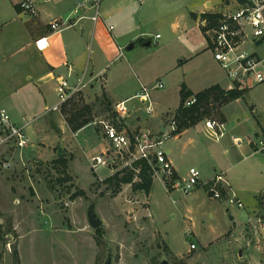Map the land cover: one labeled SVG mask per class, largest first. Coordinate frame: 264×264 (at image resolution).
Masks as SVG:
<instances>
[{"label":"rangeland","instance_id":"obj_1","mask_svg":"<svg viewBox=\"0 0 264 264\" xmlns=\"http://www.w3.org/2000/svg\"><path fill=\"white\" fill-rule=\"evenodd\" d=\"M122 1L130 16L124 29L139 26L138 34L146 33L142 40L151 42L150 46H142L137 41L134 50L124 49L125 55L133 51L135 55L133 66L126 71V95L140 90L137 78L147 88L162 84L161 89L149 93L153 110L150 115L138 100L126 101L130 114L127 124L139 123L144 127L165 113L162 133L154 134L160 139L162 134H170L162 146L165 150L183 132L184 118L175 119L183 85L194 93L216 83L225 89L232 86L213 62L198 23L204 15L220 11L221 0H144L142 5ZM206 2L209 4L205 5ZM176 24L178 30L174 28ZM156 34L160 39L152 40ZM88 50L87 57H92ZM246 50L264 59V43L247 46ZM195 53L200 56L195 58ZM114 68L108 66L107 73ZM120 85L121 82L111 83L106 90L122 97L125 93ZM86 90L74 96L60 112H48L43 103L24 114L25 122L33 127L31 136L38 137H32L22 160L12 149L0 148V225L8 231V236L0 240V264H13L12 251L23 231L19 242L23 264H104L108 253L112 264H264V151L260 146L264 141V82L245 88L241 97L188 126L184 131L193 135V143L182 146L175 158L187 173L194 164L192 156L198 154L203 162L200 180L204 182V175L221 169L216 158H221L224 149L228 150L236 166L227 174L222 170L216 175L244 186L248 193L244 196H248L240 201L242 208L231 205L228 198L212 199L202 188L195 197L179 191L167 193L156 181L150 200L143 192H132L130 185L122 186L114 195L104 180L126 168L131 158L126 156L127 163L123 160L114 169L102 168L96 173L90 169L89 158L101 149L96 146V123L114 118L115 112L109 101L105 110L107 103L98 84L95 93ZM27 95L24 91L0 90V108L7 98L18 99L19 104L21 99L28 103ZM88 104L93 107V122L79 137L68 141L57 137L61 128L70 129L67 120L73 110ZM136 116L141 118L140 122ZM207 121L222 127L223 136L218 141L206 133ZM233 138L240 139V147L233 144ZM59 148L68 163L64 173L55 164ZM9 158L11 167L4 169L2 164ZM80 190L85 196L74 200L73 205L70 197ZM222 193L226 198L224 186ZM257 194L260 195L255 201L249 202ZM14 200L18 202L14 204ZM91 204L95 205L104 231L100 247L96 246L94 229L88 224L87 210ZM192 245L195 249H190Z\"/></svg>","mask_w":264,"mask_h":264},{"label":"crops","instance_id":"obj_2","mask_svg":"<svg viewBox=\"0 0 264 264\" xmlns=\"http://www.w3.org/2000/svg\"><path fill=\"white\" fill-rule=\"evenodd\" d=\"M19 2L20 0H0V90L1 92L11 93H21L24 91L28 93L26 98L30 99L28 103L21 99V104H19L20 102H18V99L13 100V98H7V100L4 101L1 108L9 112L15 123H23L25 119L24 114L30 110H36V108H39L43 103L45 110L56 104L57 96L55 89L57 81L61 78L67 80L70 86H76L80 82L85 84L86 87L81 92L87 89L86 91L88 93H95L94 89L96 84H98L102 90V94H104L108 101L114 106V110L116 104L129 101V99H133L138 93L139 88L126 95L127 91H125V85L128 77L126 71L128 67L131 68V66H133L135 55H133L134 51L125 55L124 49L126 47L127 51L134 50L137 41L142 40V37L145 36L146 33L138 34V32L141 31V27L139 26H135L134 29L131 27L130 30L124 29L128 23V17L130 16L126 8L121 4L123 2L122 0H104L102 3V13L105 17L106 25L98 22L95 26L88 20H81L76 23V18H73V11L79 0H37L38 15L36 17H30L23 13L19 7ZM207 4L209 3L206 2L205 5ZM54 21H58L61 24V31H54L51 29L50 24ZM107 25L112 27L111 31L107 29ZM174 28L178 30L177 24L174 25ZM198 30L201 33L199 28ZM157 35L159 34H156L152 40H159L160 35L158 39L155 38ZM40 39H46L47 44L42 50H39L35 45V42ZM147 42H150V40L143 41L142 43L139 42V44L145 46L144 44ZM130 46L133 47L131 50H128ZM13 47L15 48L14 50L12 49ZM88 49H90L92 57H87L89 52ZM193 56L198 58L200 55L195 53ZM211 58L213 60V57ZM213 62L216 63L214 60ZM113 65L115 67L113 71L107 73L108 66L113 67ZM217 66L219 67L218 64ZM100 81L102 82L100 83ZM117 82H121L120 86L122 90L124 88L123 93H125V95L122 97L111 95L108 90H106L109 84H115ZM136 83L138 87L142 85L138 78L136 79ZM216 85L220 87L219 83L211 86ZM220 88L224 91H229L233 89V83L232 86L227 89L223 87ZM189 91L193 94L201 92L194 93L191 90ZM163 114L161 117L147 122L144 127H141L139 123L137 125H128L127 120L130 118V114H127V116L122 118V128L129 134L145 132L150 135H158L162 133L164 129L162 127ZM135 119L137 122L141 120L139 116H136ZM30 126L27 128L29 129L28 132H30L28 136L30 140H33V138L36 139L38 135L31 136L33 127ZM84 128L77 132L61 128L57 137H61L62 140L68 141L71 140L72 137H79ZM136 129H139V131H136ZM188 132V130L183 131L175 136L173 138V143L165 149L166 155L172 162L177 174L183 177L188 175V172L186 173L181 168L175 161V158L182 146L185 147L193 143V135ZM97 139L98 145L96 146L102 148L101 146L103 144L100 133ZM239 140L238 138H233V144L237 147H240ZM93 143L96 144V141ZM14 153L15 152H13V154ZM217 154H219V151ZM219 156L221 158H216V164L218 163L221 169L218 171V169L215 168L211 175H204V182L201 181V185H198L195 190L189 194L190 197H195V194L199 192V188L205 191L204 183L211 181L213 177L216 176L217 172L222 173L223 170L227 174V172L236 166L232 164L233 158L228 150L224 149L223 155L221 156L220 154ZM192 157L194 159V164L190 169L195 168L199 171L201 176V171L203 170L200 165L203 162L198 154H194ZM226 180L230 184L229 188H225L228 195L233 192L236 194L238 200L243 202V199L248 196H244L248 194L244 186L237 183L234 184L231 179ZM151 192L152 191L148 194V200H150ZM10 193L12 195L11 188ZM228 195L226 198L222 199L226 200ZM259 195L260 194L254 195L249 202H254ZM17 202L16 200L14 204ZM75 203L76 201L72 204L74 205ZM149 205L151 207V201H149ZM231 220L234 219L231 218ZM23 232L25 233V231ZM22 235L19 237V242ZM19 242L17 251L20 263L23 264L19 251Z\"/></svg>","mask_w":264,"mask_h":264},{"label":"built area","instance_id":"obj_3","mask_svg":"<svg viewBox=\"0 0 264 264\" xmlns=\"http://www.w3.org/2000/svg\"><path fill=\"white\" fill-rule=\"evenodd\" d=\"M104 0H79L73 11V18L76 23L81 20H88L94 26L101 22L106 25L102 13ZM142 5L144 0H125ZM220 11L212 14V19L202 18L198 21L199 27L203 30L207 41V48L212 54L213 60L219 65L226 77L233 83V88L244 90L252 88L256 84L264 82V59H261L256 52L249 53L246 47H252L264 43V0H221ZM19 7L23 13L30 17L38 15L37 0H20ZM61 24L54 21L50 27L54 31H61ZM69 27V26H67ZM109 31L111 26L107 25ZM159 38V35L155 37ZM39 50L44 49L46 39L35 42ZM122 55V54H121ZM86 87L81 82L76 86H70L65 79H59L56 85L57 102L49 112H60L74 96ZM162 84H155L151 88L141 85L139 93L133 98L145 105V112H153L149 93L161 89ZM195 99L185 102V107L194 104ZM126 102L115 105V117L105 118L98 123L99 133L103 142L102 148L97 155L89 158L90 169L94 173L98 169H114L126 156L131 158L126 167H131L135 161H145L150 168L153 181H157L167 193L181 192L187 196L191 194L198 185H201L200 173L195 168L188 171V175L177 174L172 162L168 159L165 150L162 149L170 134H162V138L150 135L145 132L129 134L122 128V118L127 116ZM172 123L171 131H174ZM30 123H15L9 112L0 108V148L12 149L14 154L22 160L23 152L30 146V139L27 135V128ZM206 133L216 141L223 136L222 127L218 124L207 121L205 123ZM261 150L264 151V141L260 142ZM128 160H126L127 163ZM11 159L2 164L4 169L11 167ZM229 188L227 181L222 175H216L204 187L210 198L221 200L223 198L222 187ZM231 205L242 208V203L235 193L228 195ZM68 206V203H64ZM190 249H195L192 245Z\"/></svg>","mask_w":264,"mask_h":264},{"label":"trees","instance_id":"obj_4","mask_svg":"<svg viewBox=\"0 0 264 264\" xmlns=\"http://www.w3.org/2000/svg\"><path fill=\"white\" fill-rule=\"evenodd\" d=\"M203 17L208 19L213 18L212 16L207 17L205 15ZM143 41L144 40H140V43ZM242 93V90H237V88L224 91L217 85L211 86L197 93L194 97V104H192L190 107H185L186 100L189 96H192L193 93L187 90L183 85L180 90V103L178 109L176 110L175 116V119H178V117L184 118L182 123L183 125L181 126V132L184 131L188 126L196 123L198 120L212 114L214 109L220 110L221 107L238 99L242 96ZM103 98L105 104L107 103L105 110H108V99L104 94ZM92 112L93 107L89 104L73 110L67 120L70 130L72 132H77L92 123ZM55 164L60 166V168L63 170V173L68 167L67 160L64 157L58 158ZM104 182L110 187V189H112V193L114 195L118 194L121 190V187L124 185H130L132 192H143L145 195H148L153 185L150 168L145 161L133 162L131 167H126L121 171L115 172L112 176L106 178ZM84 196L85 193L80 190L79 192L73 194L70 199L71 201H74L77 198ZM5 236H8V231H3L2 226L0 225V240L4 239L3 237ZM103 236L104 231L101 227L94 230V239L97 247L101 246ZM12 258L13 264H21L16 247L13 248Z\"/></svg>","mask_w":264,"mask_h":264},{"label":"water","instance_id":"obj_5","mask_svg":"<svg viewBox=\"0 0 264 264\" xmlns=\"http://www.w3.org/2000/svg\"><path fill=\"white\" fill-rule=\"evenodd\" d=\"M145 46H149L150 45V42H147L144 44ZM133 46H130L128 48V50H131ZM64 155V152L61 148L58 149L57 151V156L60 158ZM87 219H88V224L89 226L96 230L98 228L101 227L102 225V222L101 220L97 217V214L95 213V205L94 204H91L87 210ZM104 264H112V257H111V253H108L107 254V257H106V261L104 262Z\"/></svg>","mask_w":264,"mask_h":264}]
</instances>
